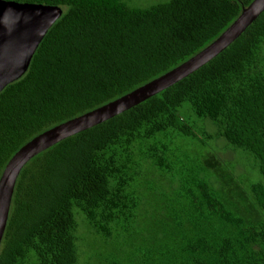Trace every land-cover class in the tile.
<instances>
[{
    "label": "trees",
    "instance_id": "16d2710c",
    "mask_svg": "<svg viewBox=\"0 0 264 264\" xmlns=\"http://www.w3.org/2000/svg\"><path fill=\"white\" fill-rule=\"evenodd\" d=\"M12 1L63 14L0 92V178L35 136L195 56L253 0ZM0 264H264V11L185 78L34 156Z\"/></svg>",
    "mask_w": 264,
    "mask_h": 264
},
{
    "label": "water",
    "instance_id": "95a60500",
    "mask_svg": "<svg viewBox=\"0 0 264 264\" xmlns=\"http://www.w3.org/2000/svg\"><path fill=\"white\" fill-rule=\"evenodd\" d=\"M263 11L264 0H253L218 38L195 56L111 102L45 130L23 145L9 160L0 178V245L18 177L34 156L185 78L227 48ZM62 14V8L57 5L0 0V92L28 70L46 33Z\"/></svg>",
    "mask_w": 264,
    "mask_h": 264
},
{
    "label": "rangeland",
    "instance_id": "374dc122",
    "mask_svg": "<svg viewBox=\"0 0 264 264\" xmlns=\"http://www.w3.org/2000/svg\"><path fill=\"white\" fill-rule=\"evenodd\" d=\"M232 155H231V158H235L234 157V154L233 153H231ZM98 238L97 237H95L94 235H91L90 236V240H89V242H90V245H93V243L97 240Z\"/></svg>",
    "mask_w": 264,
    "mask_h": 264
}]
</instances>
